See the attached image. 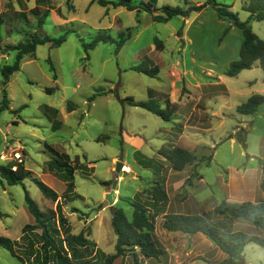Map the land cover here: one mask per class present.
Returning <instances> with one entry per match:
<instances>
[{"label": "rangeland", "instance_id": "rangeland-1", "mask_svg": "<svg viewBox=\"0 0 264 264\" xmlns=\"http://www.w3.org/2000/svg\"><path fill=\"white\" fill-rule=\"evenodd\" d=\"M214 1L239 21L247 20L249 14L242 10L245 0ZM206 2L132 0L135 9L128 11L104 8L97 0H0L2 47L25 42L36 32L64 38L57 48L45 44L36 48L34 56H24L19 71L5 84H1V68L14 63L16 52L0 51V166L13 170L22 166L39 178L50 161L59 160L55 153L68 156L74 190L63 194L60 213L70 236L82 234L96 243L97 257L91 258L96 263L115 253L113 217L102 202L116 162L130 169L116 186L121 197L118 207L127 219L132 216L130 202L148 207L163 255L158 260L145 258L136 249L137 260L125 251L112 264H221L226 255L205 236L165 231L163 214L213 217V208L222 201H264V104L254 115L236 111L250 96L264 95V73L256 62L235 77L224 74L238 59L242 31L219 17L212 5L187 18L153 20V15H163L162 7L186 10ZM148 3L157 9L152 14L143 11ZM46 11L38 27V17ZM249 27L264 40V21H252ZM100 33L113 42L85 51L83 44ZM120 33L129 37L117 50ZM155 42L162 47L156 49ZM143 61L157 67L156 76L131 69ZM3 90L8 101L4 111ZM131 99L155 101L169 120L129 105ZM173 147L195 158L182 171L171 168L168 155ZM49 174L64 191L62 175ZM158 182L167 201L153 206L150 191ZM25 190L46 215L43 227L51 238L62 242L67 238L55 202L30 179L15 186L0 181V237L15 241L21 257L18 260L0 247V264H37L33 256L43 242L42 229L36 226L23 232L25 226L37 225L25 204ZM227 222L233 230L262 235L247 223ZM80 251L82 261L90 260ZM236 264H264V247L247 244Z\"/></svg>", "mask_w": 264, "mask_h": 264}, {"label": "trees", "instance_id": "trees-1", "mask_svg": "<svg viewBox=\"0 0 264 264\" xmlns=\"http://www.w3.org/2000/svg\"><path fill=\"white\" fill-rule=\"evenodd\" d=\"M98 4L104 8L122 7L128 11H132L135 7L132 5V0H97ZM207 5H212L219 17L232 21L234 27L242 31L243 42L240 46L238 59L230 63L229 68L225 71V76L235 77L244 70H250L254 63L258 62L261 70L264 73V40L259 39L250 29L249 23L252 21H264V0H245L242 10L249 14L245 22L238 20L234 13L226 10V6L215 3L214 0H207L205 4L192 6L186 10L179 7L170 8L162 7L163 15H153V20L156 22H167L175 16L187 18L191 12H200ZM153 5L148 3L145 5L143 11L147 13H154ZM72 6H69L71 9ZM47 16V11L38 17V27L42 25V19ZM2 21L0 19V27ZM129 34V33H127ZM125 36L120 33V40L116 42L117 50L126 41L129 35ZM64 42V38L53 39L47 35L39 32L29 35L25 42H19L15 45L1 46L0 51L16 52L15 61L12 65H6L1 68L2 81L5 84L8 78L20 69V61L24 56H34L36 48L41 45L49 44L51 48H57ZM113 42V39L105 33L98 34L92 42L83 44L85 51L93 50L98 43ZM156 49L162 47V43L155 42ZM50 69L53 71V66L48 60ZM133 71L142 73L149 77L157 75L158 70L156 66H149L143 61L141 64L131 68ZM264 82V78H263ZM51 92V90H47ZM264 104V95L254 94L250 96L247 101L236 107L238 114L243 116L254 115L259 106ZM133 107L144 109L164 121L169 120V114H166L155 101H133L129 102ZM8 101L6 99V92L3 90V103L1 110L7 109ZM70 110V108L68 107ZM239 143H244V140L237 137ZM59 160L50 161L46 167V171L55 175L61 174L66 185V194H72L74 190L73 172L74 168L67 165L68 156L66 154L55 153ZM168 160L171 168L175 171H182L187 165L192 164L195 160L193 155L180 147H173L169 150ZM60 176V175H57ZM25 179H30L41 191L43 196L55 202V211L58 212L59 224L62 225L63 232L67 236L62 241H55L47 233L43 227L44 220H47L46 215L41 212L29 197L25 190V204L29 213L35 219L37 225H27L23 228V232L28 229L40 226L42 229V244L34 254L33 261L37 264H99L96 263L97 250L95 245H92L82 234L78 236H70L67 229V221L61 215V203L58 201V195L48 186H46L39 178L33 177L31 171L26 170L22 166L13 170L7 166H0V181L6 182L9 186L21 185ZM261 189L264 191V178L261 182ZM151 200L154 205H158L167 201V195L161 184L155 183V186L150 191ZM132 208L131 219H127L121 208L115 209V215L112 218V227L116 236L115 253L105 258L102 264H112L118 257H122L125 251H130L133 254L134 260H137L135 253H138L145 258H152L158 260L163 255V250L156 238L154 237L155 225L153 219L148 214V207L142 206L135 201L130 202ZM154 208V207H153ZM211 214H165L163 215L162 228L171 233L179 232L186 235L201 234L210 240L214 245L226 255V258L221 264H236L241 257L245 246L249 243H254L264 247V201L250 202L243 201L240 203L222 201L212 210ZM217 219V220H216ZM238 220L247 223L260 230L262 235H250L242 231L233 230L227 221ZM56 229H53L55 232ZM57 232V231H56ZM17 243L6 237H0V247L10 253L11 256L21 260L16 254L15 247ZM68 245V248H67ZM78 247V248H77ZM81 248V249H79ZM89 254L90 260L82 261V251Z\"/></svg>", "mask_w": 264, "mask_h": 264}, {"label": "crops", "instance_id": "crops-1", "mask_svg": "<svg viewBox=\"0 0 264 264\" xmlns=\"http://www.w3.org/2000/svg\"><path fill=\"white\" fill-rule=\"evenodd\" d=\"M157 131H159V129L157 130ZM165 131V130H164ZM87 168L88 169H90L91 171H93V167H91L90 165L89 166H87ZM129 172H130V170H129ZM33 173V172H32ZM49 173H51V172H48V171H46L45 170V168L43 169V172H42V174H40V175H38V177H39V179L46 185V186H48L50 189L52 188V190L53 189H60V191L62 192L61 194L60 193H57V195L59 196L58 197V201L61 203V199H62V197H63V194L65 193L64 191H65V189H64V191H63V189H61L60 188V186H61V182L55 177V176H53V175H51V174H49ZM55 175V174H54ZM118 181H119V179H118ZM65 186V185H64ZM54 191V190H53ZM140 190H138V191H135V195H134V198L136 199V195H137V192H139ZM55 192V191H54ZM115 192L117 193V196H113V202H115L116 200H117V203H116V206H117V208H120V207H118V204L120 203V201H119V197H120V193H119V190L118 189H115ZM104 196H105V189H104V192H103V198H104ZM121 198V197H120ZM122 209V208H121ZM164 215V214H163ZM90 242V241H89ZM91 243V242H90ZM92 245H95V249H97L98 247H97V245H96V243L95 242H92L91 243Z\"/></svg>", "mask_w": 264, "mask_h": 264}, {"label": "water", "instance_id": "water-1", "mask_svg": "<svg viewBox=\"0 0 264 264\" xmlns=\"http://www.w3.org/2000/svg\"><path fill=\"white\" fill-rule=\"evenodd\" d=\"M122 168H123V164L121 162L115 163V169H114L115 176H114L112 183L106 186L105 196L102 202V208L108 210L112 217H114L115 215V209L113 205V196L115 195V189L118 183V179L120 176L123 175Z\"/></svg>", "mask_w": 264, "mask_h": 264}, {"label": "built area", "instance_id": "built-area-1", "mask_svg": "<svg viewBox=\"0 0 264 264\" xmlns=\"http://www.w3.org/2000/svg\"><path fill=\"white\" fill-rule=\"evenodd\" d=\"M129 170H130L129 168L123 167V168H122V173H123V172H124V174H125V173H130Z\"/></svg>", "mask_w": 264, "mask_h": 264}]
</instances>
